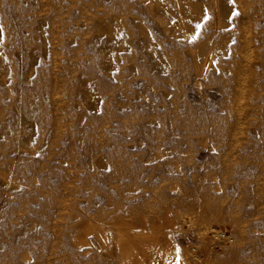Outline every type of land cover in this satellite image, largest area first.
Instances as JSON below:
<instances>
[{
	"label": "rangeland",
	"instance_id": "374dc122",
	"mask_svg": "<svg viewBox=\"0 0 264 264\" xmlns=\"http://www.w3.org/2000/svg\"><path fill=\"white\" fill-rule=\"evenodd\" d=\"M165 1L188 27L147 0H0V264H33L55 199L113 237L118 214L170 219L174 264H264V0ZM108 134L133 138L124 184L101 179Z\"/></svg>",
	"mask_w": 264,
	"mask_h": 264
},
{
	"label": "bare ground",
	"instance_id": "6f19581e",
	"mask_svg": "<svg viewBox=\"0 0 264 264\" xmlns=\"http://www.w3.org/2000/svg\"><path fill=\"white\" fill-rule=\"evenodd\" d=\"M147 2L148 9L156 16L159 10L162 9L165 19H161V22L165 31L173 32L174 30L188 27V16H175V14L169 12V8L166 9L165 0H147ZM200 39L202 40L203 38L201 37ZM241 57L249 59L248 55L244 53L241 54ZM237 77L239 76H235V81L238 83ZM104 84L105 82L96 78L95 85L97 89L104 86ZM261 91L264 92V85L261 87ZM257 101V103L261 104L260 99ZM259 111L261 120L257 125V129L261 133H264V105L260 106ZM151 119L153 118L150 117ZM95 120H99L98 116H95ZM107 129L110 130V127L108 126ZM96 135L99 136L97 131ZM98 136L92 140L91 151L93 155H98L103 150V145ZM104 143L107 145L104 148L103 154L110 159L111 168L106 174L102 175L101 179H105L109 184H124L126 182L123 177L124 173L133 171L132 152L126 148L128 145L134 144L133 138L130 137L125 140L108 134ZM108 144H111V146ZM9 157L11 156H7V158ZM90 179L93 180L94 184V188L92 187V189H99L100 177H93L91 174L82 179V184L85 187L89 186ZM9 180L10 176L4 175V181L8 182ZM11 182L14 183L15 180H11ZM104 193L107 198H113L114 196L109 191H104ZM76 195L81 198L83 193L77 190ZM93 195L94 191H90L86 195V199L93 198ZM51 203L56 208L55 211L49 210L48 215L49 217L54 216L52 219H55V221L52 223L45 221L42 224L45 234L42 237L40 252L38 255H35L33 264H174L180 257V254L177 252V243L170 235L169 230H167V228L174 227L170 219L165 224L167 226H161V223L160 225L153 222V224H156L152 228L153 231L148 232L147 230L144 232L140 230L142 233H139L138 230L134 232L136 229L130 231L132 227L129 222L122 215L118 214L115 222H113L114 227L110 226L113 232H115V236L113 237L108 230L106 231L107 226L105 227L104 225L103 227L98 219L85 212L84 208L79 206L80 204L75 205L70 199H55ZM95 211L99 214L100 218L104 217V213L100 208L97 207ZM105 214L108 213L105 212ZM109 224L112 225V223ZM144 225L146 226L147 224ZM213 232L216 237L233 241L229 237H224L222 232L215 230ZM195 250L196 248L193 249V251ZM192 253L194 255L197 254L196 252ZM181 263L179 262V264Z\"/></svg>",
	"mask_w": 264,
	"mask_h": 264
}]
</instances>
